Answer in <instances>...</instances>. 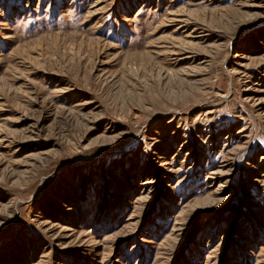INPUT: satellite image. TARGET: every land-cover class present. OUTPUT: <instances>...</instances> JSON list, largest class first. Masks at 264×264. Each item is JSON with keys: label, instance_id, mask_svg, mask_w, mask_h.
Returning a JSON list of instances; mask_svg holds the SVG:
<instances>
[{"label": "rangeland", "instance_id": "1", "mask_svg": "<svg viewBox=\"0 0 264 264\" xmlns=\"http://www.w3.org/2000/svg\"><path fill=\"white\" fill-rule=\"evenodd\" d=\"M0 264H264V0H0Z\"/></svg>", "mask_w": 264, "mask_h": 264}]
</instances>
